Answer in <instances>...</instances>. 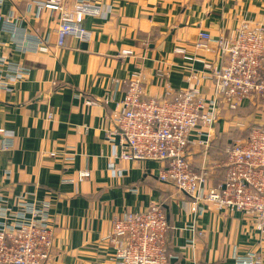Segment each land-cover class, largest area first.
<instances>
[{
	"label": "crops",
	"instance_id": "crops-1",
	"mask_svg": "<svg viewBox=\"0 0 264 264\" xmlns=\"http://www.w3.org/2000/svg\"><path fill=\"white\" fill-rule=\"evenodd\" d=\"M11 1L24 11L22 0ZM10 4L6 0L4 10ZM99 7V15L81 23L89 39L68 35L59 48L50 22L48 49L13 52L28 74L0 90V127L12 145L0 150V194L10 208L26 191L30 200L49 196L53 245L42 264H115L107 239L113 217L151 203L160 204L168 220V264H237L235 255L248 251L260 253L264 264V236L247 217L224 214L208 201L192 211L185 193L158 179L164 162L119 158V138L110 135L111 114L133 74L144 98L173 101L189 87L212 95L205 65L217 69L224 61L216 43L211 51L195 50L199 31L228 36L243 21L264 23V0H101ZM177 46L193 60L175 53ZM122 49L132 54L121 57ZM257 124L264 125V104L245 100L237 108L222 105L211 127H197L187 157L195 171L208 167V186L225 174L216 166L225 151ZM51 150L69 156H46ZM84 169L89 178L78 180Z\"/></svg>",
	"mask_w": 264,
	"mask_h": 264
},
{
	"label": "built area",
	"instance_id": "built-area-1",
	"mask_svg": "<svg viewBox=\"0 0 264 264\" xmlns=\"http://www.w3.org/2000/svg\"><path fill=\"white\" fill-rule=\"evenodd\" d=\"M5 1L0 0V90L3 91L11 90L28 74L21 61L13 60V52L46 49L50 22L56 23L52 30L59 48L68 35L89 39L90 31L81 23L89 15L100 14L101 0H22L21 13L11 0L12 5L4 10ZM211 43H216L224 61L217 69L205 65L214 81L212 95L202 97L197 87H189L173 101L144 98L141 80L133 74L111 114L115 128L110 135L119 138V158L164 162L158 179L185 193L192 201V211H197L201 202H211L224 214L241 213L264 236V126H252L246 138L235 141L226 160L216 164L225 167L218 185L208 186V167L204 165L195 171L187 157L192 134L199 125L211 127L222 105L234 108L245 100L264 104V23L243 21L228 36L221 33L213 37L199 31L194 48L211 51ZM174 52L187 61L193 60L183 47H175ZM131 54L130 49L120 52L121 57ZM85 103L98 104L89 100ZM51 117L52 113H48L47 118ZM7 137L6 130L0 127V150L11 148ZM67 154L65 150L45 153L62 159ZM89 176L90 171L84 169L77 179ZM26 193L16 197L15 208H10L0 194V264H42L49 258L53 245L49 196L41 201L30 200ZM168 227L166 214L158 203L115 215L107 233L114 248V263L168 264ZM234 258L237 264H263L261 254L255 251Z\"/></svg>",
	"mask_w": 264,
	"mask_h": 264
},
{
	"label": "trees",
	"instance_id": "trees-1",
	"mask_svg": "<svg viewBox=\"0 0 264 264\" xmlns=\"http://www.w3.org/2000/svg\"><path fill=\"white\" fill-rule=\"evenodd\" d=\"M237 108V107H236ZM253 126H264V125H259V124H257V125H253ZM234 144V143H233ZM232 146L233 145H231L225 152H227L228 150H230L231 148H232ZM228 153V152H227ZM168 232V231H167ZM166 237H167V235H166Z\"/></svg>",
	"mask_w": 264,
	"mask_h": 264
}]
</instances>
